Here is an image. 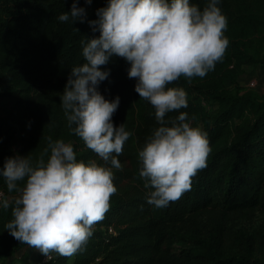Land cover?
Returning <instances> with one entry per match:
<instances>
[{
	"label": "trees",
	"instance_id": "trees-1",
	"mask_svg": "<svg viewBox=\"0 0 264 264\" xmlns=\"http://www.w3.org/2000/svg\"><path fill=\"white\" fill-rule=\"evenodd\" d=\"M73 2L0 0V168L16 155L30 154L33 160L43 155L47 160L49 137L73 142L78 160L97 158L67 126L61 95L71 69L85 62L81 41L100 34L88 21L98 18L96 10L108 0H92L90 5L79 0L86 8L85 21H59V14L70 12ZM191 2L201 9L205 4ZM220 7L230 41L222 60L202 78L189 83L182 76L169 85L186 89L188 106L179 111L202 121L209 134L207 166L168 206L146 202L138 153L158 126L155 109L135 91L136 78L128 76L130 64L114 56L101 66L111 72L99 90L107 99L121 97L112 119L132 132L118 157L123 168L114 169L117 191L80 250L57 253L40 264H264V258L254 256L253 239L236 228L264 214V96L222 90L225 80H234L243 66L263 62L249 50L247 40L264 34V0H222ZM205 99L217 102L214 113H208ZM0 188L6 196L17 194L8 192L3 177ZM12 218L11 207L0 209V260L7 258L5 264H16L10 258L29 245L6 230ZM28 258L24 253L18 262L31 264Z\"/></svg>",
	"mask_w": 264,
	"mask_h": 264
},
{
	"label": "clouds",
	"instance_id": "clouds-1",
	"mask_svg": "<svg viewBox=\"0 0 264 264\" xmlns=\"http://www.w3.org/2000/svg\"><path fill=\"white\" fill-rule=\"evenodd\" d=\"M221 2L205 0L201 9L191 0H108L96 10L98 18L88 23L100 34L81 41L85 62L71 69L61 106L69 129L97 158L78 160L73 142L51 137L47 160L30 154L6 158L0 177L17 194L0 191V209L11 207L13 218L5 224L11 235L48 257L53 251L72 255L104 218L117 191L114 169L123 168L118 157L132 135L112 119L121 97L107 99L99 90L111 72L101 66L114 56L130 64L135 91L155 109L158 126L138 153L146 202L166 207L191 188L192 178L207 166L209 134L194 116L179 111L188 106L186 89L169 85L182 76L189 83L202 78L222 60L230 41ZM86 17V8L74 0L71 11L57 19L83 23ZM173 111L179 114L167 115Z\"/></svg>",
	"mask_w": 264,
	"mask_h": 264
},
{
	"label": "rangeland",
	"instance_id": "rangeland-1",
	"mask_svg": "<svg viewBox=\"0 0 264 264\" xmlns=\"http://www.w3.org/2000/svg\"><path fill=\"white\" fill-rule=\"evenodd\" d=\"M247 43L249 44V50L252 53L259 54V57L263 62L243 66L242 71L234 80H225L222 90L228 92L250 91L261 97L264 96V34H256L249 37ZM205 104L207 111L210 114L214 113L218 108V104L214 100L207 101V99H205ZM194 123L203 126L202 121L200 120H195ZM133 129H138V123L133 125ZM15 195L8 197H14ZM236 228L238 231L245 232L253 239L255 251L254 256L264 258V214L258 213L253 220L238 223ZM24 253L29 255L28 260L31 264H40L42 258L45 256L40 250H35L33 249V246L27 245L14 254L10 258V261L13 260L16 264H21L18 261ZM57 253L58 252L55 251L51 252L52 255H56ZM0 261L2 264H5L7 258L2 257Z\"/></svg>",
	"mask_w": 264,
	"mask_h": 264
},
{
	"label": "built area",
	"instance_id": "built-area-1",
	"mask_svg": "<svg viewBox=\"0 0 264 264\" xmlns=\"http://www.w3.org/2000/svg\"><path fill=\"white\" fill-rule=\"evenodd\" d=\"M0 191L4 192L1 188H0ZM53 256H54V255H52L51 253L49 254V257L45 255V256L42 258L41 262H42V263H43V262H47V261H49Z\"/></svg>",
	"mask_w": 264,
	"mask_h": 264
},
{
	"label": "crops",
	"instance_id": "crops-1",
	"mask_svg": "<svg viewBox=\"0 0 264 264\" xmlns=\"http://www.w3.org/2000/svg\"><path fill=\"white\" fill-rule=\"evenodd\" d=\"M33 249H35V250H39V249H37V248H35V247H33Z\"/></svg>",
	"mask_w": 264,
	"mask_h": 264
}]
</instances>
